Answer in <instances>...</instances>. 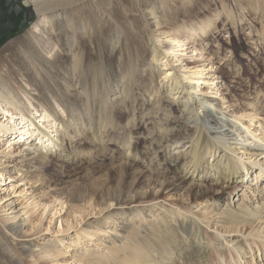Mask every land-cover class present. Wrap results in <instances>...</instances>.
Returning a JSON list of instances; mask_svg holds the SVG:
<instances>
[{
    "label": "bare ground",
    "instance_id": "obj_1",
    "mask_svg": "<svg viewBox=\"0 0 264 264\" xmlns=\"http://www.w3.org/2000/svg\"><path fill=\"white\" fill-rule=\"evenodd\" d=\"M23 1L30 30L0 46V114L7 121H0V136L28 140L14 159L15 166L25 172V179L31 177L40 187L50 165L58 164L62 173H71L67 165L84 155L77 145L81 139L98 147L102 155L108 150L106 144L115 146L109 149L118 156L101 178L60 192L72 209L84 203L97 209V214L107 210L90 224L93 232H105L109 238L112 235L106 225L113 222L110 230L120 236L114 241H122L106 246L109 254L120 252L119 258L111 259L113 263L164 264L177 240L199 228L189 225L194 220L191 217H198L165 207L157 202V193L184 187L191 192L198 187L201 198L212 195L219 201L230 191H241L242 198L235 200L239 202L233 210L215 212L214 219L202 216L208 224L214 221L221 234L241 233L252 218H261L264 200L251 208L243 199L247 189L255 193L264 174V165L252 162L264 155V137L249 131L253 120L249 113H228L216 98L217 90L203 92L199 86L202 71H181L182 66L175 63L182 58L175 59L172 52L180 39L197 50L195 40L205 36L204 40L215 41L218 35L214 30L224 21L233 29L243 28L250 16L256 22L249 27L253 31L260 24L255 31L264 39V0H232L234 10L226 0H214L209 7L213 3L221 9L203 18L199 16L209 7L194 13L198 0H182L186 8L175 10L173 17L199 18L186 27L184 20L168 18L163 10L165 0ZM139 125L148 129L154 145L146 165L134 135ZM85 156L90 157V164L92 156ZM137 163L144 169L136 170ZM163 164L167 166L161 167ZM113 176L115 183L111 184ZM130 203L136 206L122 208ZM112 206L120 209L114 211ZM117 215L122 217L119 222ZM171 222L176 224L174 228ZM21 228L16 224L7 227L13 236H18ZM0 246L2 254L18 258L1 230ZM258 250L260 246L255 252ZM21 251L29 256L35 253L29 246ZM36 253L55 254L51 248ZM103 255L81 253L77 257L97 264L104 261Z\"/></svg>",
    "mask_w": 264,
    "mask_h": 264
},
{
    "label": "rangeland",
    "instance_id": "obj_2",
    "mask_svg": "<svg viewBox=\"0 0 264 264\" xmlns=\"http://www.w3.org/2000/svg\"><path fill=\"white\" fill-rule=\"evenodd\" d=\"M165 1L166 5L163 10L168 13V18L172 20L175 18L179 22L184 20L185 27L193 25L199 18L212 17L221 9L219 5H213V3L209 7V2L214 0H198L192 12L199 13L209 7L206 14L200 15L198 19L176 15L173 17L171 13L175 10L181 11L186 7L182 4V0ZM226 4L234 10L232 0H226ZM26 12V4L23 0H0V46L3 42L10 41L15 36L30 30L31 23L25 20L27 19ZM254 19L250 16L246 20L247 26L243 28L236 26L234 29L227 24V21H224L223 26L219 25L217 30H214L218 35L215 41H206L204 40L205 36L195 40L194 44L201 50L198 48L192 50L191 43L188 44L180 39L176 44L178 47L174 48L172 54L175 59L182 58L181 61L175 63L182 66L181 71H202L203 74L199 76L201 78L199 86L203 92L211 94L217 90L216 98L223 102L224 110L236 116L249 113L253 119L249 131L254 136L264 137V39H259L255 31L260 29V24L254 27L253 31L249 27V24L254 25L253 23L256 22ZM167 34L166 32V37ZM166 37L162 39L163 42L168 38ZM145 99L150 100L152 96H148V98L145 96ZM1 116L2 114H0L1 124H6V117L2 118ZM244 119L248 120V118ZM134 132L138 148L144 152L143 159L146 165L151 157L149 151L150 146H154L153 140L147 133L148 129L143 125H139ZM12 138L14 137L0 136V163L2 164L0 165V230L7 241L16 248L18 258L14 260L4 251L2 254V250H0V264H33V262L35 264H92V262H86L85 259H78L77 255L81 253L85 255L105 254L103 255L104 261L97 264H121L111 261L114 257L119 258L120 252L109 254L106 249V246H114V237L118 236L111 231L114 228L112 227L113 222H108L106 225V231H109L112 237L106 238L105 232L91 230L93 228L90 223L102 218L107 210L104 209L97 214V209H92L84 203H79L78 208L72 209L69 203L63 202L64 195L60 193L73 186H84L88 183L86 181L101 178L118 156L116 151L109 149L115 146L110 143L106 144L108 150L102 155L98 147L88 144L87 140L77 138L76 140H80L77 145L83 150L84 155L73 158L76 162L67 165L71 173L69 175L62 173L57 167L58 164L50 165L45 171L46 182L44 181L40 187L39 182H31V177L28 176L29 178L25 179V172L15 166L14 159L21 154L22 148L26 147L24 145L28 144V140H19V136H16L15 139ZM262 143L264 144V142ZM123 153L128 154L126 151ZM88 154L93 158L90 164H87L89 163L87 159L90 157L85 156ZM262 156L264 155L257 156L252 162H260L264 165ZM136 166H138L136 170L145 167L140 163H137ZM166 166L167 164H163L161 167ZM161 171L162 169L159 170V173ZM256 173H258L257 170L252 173L251 177H248V181L253 179ZM115 178V176L111 177V184L115 183ZM47 179L50 180V185ZM250 183L254 184V181L252 180ZM46 184L50 187H46ZM257 186L259 188L255 193L247 189L248 194L243 199L251 208L257 202L264 200V195H262L264 194V191L262 192L264 174ZM251 188L253 189L254 186ZM192 190L189 192L190 189L184 187L170 193H157L159 197L157 202L162 203L165 207L180 208L182 214L188 216V212H191L199 218L189 215L194 219L190 221L189 225L195 224L196 226L193 227L196 229L198 225L199 228L195 233L187 234L185 238L182 236V239L177 240L172 256L164 264H264L262 248L264 246V239H262L264 212L261 218H252L241 233L237 231L221 234L215 230L214 221L208 224L205 219H202V216L214 219L215 217L211 216L215 212L223 209L233 210L239 202L235 200L242 194L241 191H230L231 194L216 201L212 195L205 199L201 198L198 187ZM241 198L240 196L239 199ZM134 206L136 203H130L125 204L122 208L127 209ZM111 208L116 211L120 209V206ZM213 209L214 212L211 211ZM206 212L212 213L208 215ZM4 218H8V220L5 221ZM117 218H119V222L122 217L117 215ZM15 224L22 225L18 236H13L7 229L8 226ZM170 225L171 228L176 226L174 222H171ZM132 228L135 229L136 225H133ZM114 242L119 245L122 241L117 238ZM28 246L35 252L31 255L33 257L21 251L22 247ZM80 246H83V249H80ZM258 246H260V250L255 252ZM45 248H51V251L55 253L54 256L36 253L45 250ZM57 253L61 254L56 256ZM152 253L155 254L157 251Z\"/></svg>",
    "mask_w": 264,
    "mask_h": 264
}]
</instances>
